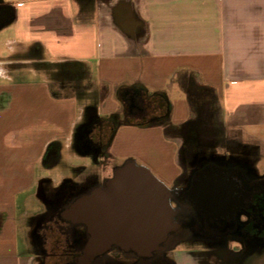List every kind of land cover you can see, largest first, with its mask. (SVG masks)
Wrapping results in <instances>:
<instances>
[{
  "label": "crops",
  "instance_id": "crops-1",
  "mask_svg": "<svg viewBox=\"0 0 264 264\" xmlns=\"http://www.w3.org/2000/svg\"><path fill=\"white\" fill-rule=\"evenodd\" d=\"M20 51L29 55L11 57ZM25 61L82 62L93 91L83 89L92 92L84 99L74 87L56 90L41 71L9 67ZM122 85L145 88L154 107H168L176 129L191 119L194 99L206 90L201 85L210 87L223 140L264 158V0H0V264H41L23 235L21 204L50 178L55 160L48 146L56 155L72 146L80 111H122L116 95ZM166 125L120 124L108 158L144 163L173 184L180 175L179 140L165 136ZM148 149L166 150L167 157L153 160ZM78 154L86 162L93 155ZM169 259L234 264L223 246L182 250ZM247 259L264 264V252Z\"/></svg>",
  "mask_w": 264,
  "mask_h": 264
},
{
  "label": "rangeland",
  "instance_id": "rangeland-1",
  "mask_svg": "<svg viewBox=\"0 0 264 264\" xmlns=\"http://www.w3.org/2000/svg\"><path fill=\"white\" fill-rule=\"evenodd\" d=\"M28 55V52L20 51L12 54L11 57H27ZM9 67L17 68L18 70L32 68L33 70L41 71L56 90L72 92L74 87L76 89L75 92L84 99L87 98L83 96V93L86 92L84 90L93 87L89 70L87 68L82 70L71 64L66 65L61 63L56 65L49 62L25 61L11 63ZM91 90L93 91V89ZM88 93L86 92V94ZM198 95L199 98L194 99V107L196 108L195 111H192L189 122L170 132L171 135L177 136L179 140L178 160L180 162V175L173 184L165 183L166 186L175 192L186 184L191 170L196 168L200 163L206 161L208 158L225 160L227 156L237 165L244 167L251 177L260 178L264 176V158L254 157L253 155L239 151V149H232L223 140L221 115L213 100L211 91H200ZM80 113L81 118L76 127L72 146L61 148L62 150L57 155L53 150H50L49 153L55 160V162L50 163L51 166L48 171L50 178L41 180L40 183L34 186L32 191L25 196L24 203L21 204L23 210V235L26 241L29 244L31 243L32 250L40 256L41 263L44 264H65L63 261L67 259L58 256L64 244L62 242L56 243L57 237L62 241L57 232L47 231L44 234L40 233L39 227L43 224V220L48 213H52L55 219H57L58 217L55 214L60 206L69 204L74 197L83 192L90 184L100 182L103 176H112L113 169L116 166L122 165L124 160H110L108 158L107 146L110 138L118 125L124 122H135L133 118H126L123 111H118L108 116H96L95 111H80ZM166 114V111H148L143 121L157 123L165 119ZM160 115L162 117L157 118ZM86 137L94 143L91 150L93 155L90 159H87V162L84 158L77 157L78 153L85 151L81 142ZM151 150L148 149V153H146L153 160L158 159L159 155H163L164 159L167 157L166 150L158 151L156 154ZM136 163L144 165L148 169L151 168L144 163ZM151 172L154 174L152 170ZM170 204L176 209L174 218L183 221L187 226L188 232L184 237L178 235L173 238L172 241L174 239L178 240L169 248L160 250L164 257L169 258L178 251L191 248H208L221 245L232 251V245H235V240H227L224 244H216L197 234L189 235L190 220L188 216L180 214V209L177 208L174 198L170 199ZM40 243H43L45 250L52 248L55 255L43 257L41 253L43 248L40 247ZM108 258L112 259V264H148L134 257L115 256L111 253Z\"/></svg>",
  "mask_w": 264,
  "mask_h": 264
},
{
  "label": "flooded vegetation",
  "instance_id": "flooded-vegetation-1",
  "mask_svg": "<svg viewBox=\"0 0 264 264\" xmlns=\"http://www.w3.org/2000/svg\"><path fill=\"white\" fill-rule=\"evenodd\" d=\"M107 178L109 176H103L100 182L90 184L73 200L102 187ZM210 185L229 189L226 201L219 210H211L206 203L205 189ZM174 200L180 214H186L190 220L189 235L197 234L216 244H224L227 240L237 242L236 248L229 250L234 264H248V257L264 252V176L251 177L244 167L237 165L229 156L225 160L208 158L191 170L186 184L174 192ZM67 205L58 208L55 214L57 219L48 213L43 220L44 225L39 227L40 233L55 231L62 239L60 241L57 237L56 243L64 244L58 256L67 259L63 261L65 264H112V259L108 258L110 253L134 257L148 264H171L161 251L141 256L118 246L107 249L85 263L83 248L89 234L83 223H72L61 216V211ZM40 247L43 248V243H40ZM41 253L43 257L55 255L52 248H43Z\"/></svg>",
  "mask_w": 264,
  "mask_h": 264
},
{
  "label": "water",
  "instance_id": "water-1",
  "mask_svg": "<svg viewBox=\"0 0 264 264\" xmlns=\"http://www.w3.org/2000/svg\"><path fill=\"white\" fill-rule=\"evenodd\" d=\"M228 190L224 186L206 187V203L211 210L223 207ZM171 198L174 191L150 169L126 159L113 169L102 187L74 199L61 216L86 226L85 263L113 246L150 256L169 248L178 240L173 238L188 232L186 224L174 218L176 209L170 204Z\"/></svg>",
  "mask_w": 264,
  "mask_h": 264
},
{
  "label": "trees",
  "instance_id": "trees-1",
  "mask_svg": "<svg viewBox=\"0 0 264 264\" xmlns=\"http://www.w3.org/2000/svg\"><path fill=\"white\" fill-rule=\"evenodd\" d=\"M71 64L73 66H77L80 69L86 68L85 65L82 62L79 61H63V62H55L54 64L59 65V64ZM204 89L207 91H211L213 95V100L215 101V94L214 91L205 85H201ZM54 96H57L55 92H52ZM116 95L119 99V101L122 104V111L124 113V116L126 118H133L135 120V124L138 126H152V125H166L164 126V134L166 137H169L171 130L176 129L174 125H171L168 123L169 121V111L168 107L165 109L167 112L166 118L160 120V122L153 123L149 121H143L146 116L148 111H160L159 107H154L151 100L149 99L150 93L146 91L145 88L142 87H135V86H126L122 85L119 86L116 90ZM162 98H164V101H166V97H164L162 94H160ZM167 103V101H166ZM93 104V103H92ZM168 104V103H167ZM93 105H90L88 108H92ZM162 116H158L157 118H161ZM128 122H124L122 124H125ZM119 126V125H118ZM116 129V128H115ZM114 129V131H115ZM113 131V133H114ZM113 135V134H112ZM81 144L84 146L85 150H92L93 148V142H91L87 137L83 139ZM85 144V145H84ZM53 149L52 145L48 146L47 152L49 153L50 150Z\"/></svg>",
  "mask_w": 264,
  "mask_h": 264
}]
</instances>
